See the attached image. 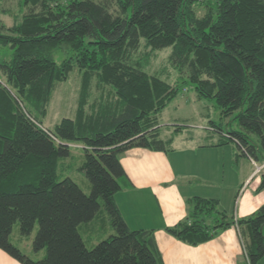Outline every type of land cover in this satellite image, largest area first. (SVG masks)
<instances>
[{
	"label": "trees",
	"instance_id": "16d2710c",
	"mask_svg": "<svg viewBox=\"0 0 264 264\" xmlns=\"http://www.w3.org/2000/svg\"><path fill=\"white\" fill-rule=\"evenodd\" d=\"M18 10L11 24L0 21V48L11 50L0 58V248L21 264H163L152 230L129 228L113 200L128 180L119 154L132 146L167 150L158 114L189 82L199 98H214L222 117L236 112L238 130L212 127L264 161V0H18ZM166 46L186 78L145 69L149 52ZM74 67L75 114L48 129L42 118L52 91ZM93 81L98 95L89 101ZM70 143L81 144L88 193L58 171ZM100 201L114 232L87 246L78 225L92 220ZM186 201L185 218L166 227L174 236L197 243L233 223L248 264L264 256V202L235 219L215 198ZM15 221L21 234L37 225L31 247L42 256L10 241Z\"/></svg>",
	"mask_w": 264,
	"mask_h": 264
},
{
	"label": "crops",
	"instance_id": "0c3cea01",
	"mask_svg": "<svg viewBox=\"0 0 264 264\" xmlns=\"http://www.w3.org/2000/svg\"><path fill=\"white\" fill-rule=\"evenodd\" d=\"M212 123L209 120L200 126L213 133H210L212 137L208 135V142L189 143L185 140L193 134L174 130L168 121L161 123L158 116L159 137L171 138L167 150L132 146L119 154L128 180L121 183L113 200L129 228L152 230L163 264H248L236 224L232 223L197 243L181 240L166 230L185 218L189 207L186 200L191 196L217 199L218 208L235 219L250 214L264 202V188H258L260 175L256 170L261 164L248 156L242 178H239L240 187L244 184L245 187L239 198L235 196L233 206V189H229L230 185L233 188L230 174L233 159L237 160L233 158V139H225ZM228 179L232 184L226 187ZM249 185L250 191L244 194ZM92 220L78 225V230L83 226L86 233L83 241L88 239L91 245L113 233L109 218L95 228L90 223ZM262 262L264 256L254 264ZM0 264L21 263L0 248Z\"/></svg>",
	"mask_w": 264,
	"mask_h": 264
},
{
	"label": "rangeland",
	"instance_id": "374dc122",
	"mask_svg": "<svg viewBox=\"0 0 264 264\" xmlns=\"http://www.w3.org/2000/svg\"><path fill=\"white\" fill-rule=\"evenodd\" d=\"M203 10L204 7H197L198 14H201ZM19 16L20 11L18 10V0H0V21L5 23L6 25H9L13 21L17 20ZM10 51V48H8L7 46L0 48V58L8 57ZM145 51H148V49L142 47L140 52ZM170 51L171 47L166 46L161 49H156L149 52L150 54L148 57V61L145 64V69L151 73H156L162 78H165L169 81H179L183 78H186V69L178 71V69L170 63L168 59ZM54 57L56 60L60 59V56L58 54L54 55ZM183 84L184 87L167 103L164 108L161 109V112L158 116L161 123L168 121L169 125H172L173 128L180 127L177 129H180L183 134H186L187 132L193 134L192 137L187 138L185 142H208L209 136H211V132L208 133L206 129L200 126H202L203 124L205 125L209 120L214 121L216 125L220 126L224 130H238L240 128L238 123L236 122V119H232L233 115L236 112L231 113L228 117H222L213 97L199 98L191 83L184 82ZM79 85L80 73L76 67L69 71L68 76L65 80L56 83L47 105L46 114L42 118V125L44 127L52 129L54 124L61 117L74 116ZM96 95H98V89L94 85L93 81L90 86L89 101L96 99L94 98ZM196 133H198V135ZM248 135L249 141L253 143L259 142L256 134L249 133ZM231 143H233V158H237V160L233 159V172L230 173L233 176V188H231V185L229 186L230 191L231 189H233L234 206L235 196L238 195L239 198L241 196V192L245 187V184L240 187L241 181H239V178L244 171L243 167L246 166L245 160L248 155L242 152V149L235 144V141H231ZM69 147L70 154L69 156L60 159L58 171L60 172L61 177H71L80 186L83 192L88 193L90 190V183L83 171L78 168L79 164L83 161L81 144L70 143ZM223 155H226V153H223ZM257 162L261 164L258 166L260 168L257 170V173H259L260 175V172L264 169V161ZM225 184L226 187H228L229 184H232L231 179H228V181L226 180ZM250 186L251 185L246 187L244 194L250 191ZM239 188L240 190L238 191ZM107 219V212L101 203L97 216H95L94 220H92V222L90 223L95 228L98 226V224H100L102 221L104 223V221H106ZM81 225H84V223ZM82 227L83 226L79 227V232L84 239L86 233L85 231H83ZM36 229L37 225L35 224L30 233L21 234L19 232L18 221H15L12 225V229L9 235L10 241L32 258H38L44 254V249L34 251L31 247V240L35 234ZM112 231L114 232L113 229ZM245 239H248L246 235ZM90 242L91 241H89L88 239H86L85 241L86 245L88 246H91ZM262 264H264V262H262Z\"/></svg>",
	"mask_w": 264,
	"mask_h": 264
},
{
	"label": "built area",
	"instance_id": "2783aa9c",
	"mask_svg": "<svg viewBox=\"0 0 264 264\" xmlns=\"http://www.w3.org/2000/svg\"><path fill=\"white\" fill-rule=\"evenodd\" d=\"M260 167H257L256 170H258Z\"/></svg>",
	"mask_w": 264,
	"mask_h": 264
}]
</instances>
